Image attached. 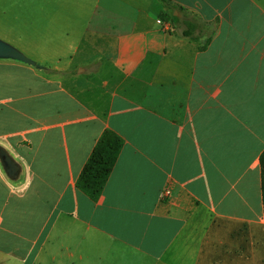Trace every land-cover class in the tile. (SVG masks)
<instances>
[{"label":"crops","instance_id":"obj_1","mask_svg":"<svg viewBox=\"0 0 264 264\" xmlns=\"http://www.w3.org/2000/svg\"><path fill=\"white\" fill-rule=\"evenodd\" d=\"M170 1L207 36L157 0H72L62 40L11 46L38 65L0 59V264H264V0ZM105 130L125 144L94 202Z\"/></svg>","mask_w":264,"mask_h":264},{"label":"rangeland","instance_id":"obj_2","mask_svg":"<svg viewBox=\"0 0 264 264\" xmlns=\"http://www.w3.org/2000/svg\"><path fill=\"white\" fill-rule=\"evenodd\" d=\"M71 1L0 0V43L34 52L45 42L58 36L61 39L74 29L68 18L71 8L74 7ZM48 45L52 46L51 43ZM30 52L23 51L38 65L36 54ZM0 59L13 58L0 56Z\"/></svg>","mask_w":264,"mask_h":264},{"label":"trees","instance_id":"obj_3","mask_svg":"<svg viewBox=\"0 0 264 264\" xmlns=\"http://www.w3.org/2000/svg\"><path fill=\"white\" fill-rule=\"evenodd\" d=\"M166 9L161 19L171 21L182 37L191 41H200L207 36L206 25L199 16L187 13L180 6L173 4L170 0H157ZM209 38L202 49H206L210 43ZM125 140L122 136L112 130H105L86 163L82 173L77 180V188L92 201L96 202L102 196L107 182L116 166ZM261 166V190L264 207V152L260 158Z\"/></svg>","mask_w":264,"mask_h":264},{"label":"water","instance_id":"obj_4","mask_svg":"<svg viewBox=\"0 0 264 264\" xmlns=\"http://www.w3.org/2000/svg\"><path fill=\"white\" fill-rule=\"evenodd\" d=\"M0 56H7L16 60H20L26 63L34 64L33 61L25 57L22 53L16 51L10 46H6L0 43ZM0 160L7 171L8 175L15 179L18 177L19 167L13 161V159L7 154V152L0 147Z\"/></svg>","mask_w":264,"mask_h":264},{"label":"built area","instance_id":"obj_5","mask_svg":"<svg viewBox=\"0 0 264 264\" xmlns=\"http://www.w3.org/2000/svg\"><path fill=\"white\" fill-rule=\"evenodd\" d=\"M162 25H163V29L167 32H170L173 30V26L170 22H165V21H159ZM168 196H170V191L169 190H165L162 193V199H166Z\"/></svg>","mask_w":264,"mask_h":264}]
</instances>
